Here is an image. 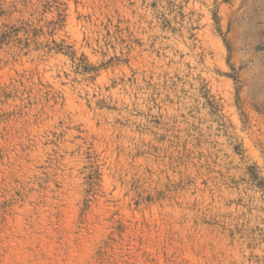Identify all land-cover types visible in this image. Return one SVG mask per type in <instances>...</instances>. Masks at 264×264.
I'll list each match as a JSON object with an SVG mask.
<instances>
[{"label":"rangeland","instance_id":"obj_1","mask_svg":"<svg viewBox=\"0 0 264 264\" xmlns=\"http://www.w3.org/2000/svg\"><path fill=\"white\" fill-rule=\"evenodd\" d=\"M0 264H264V0H0Z\"/></svg>","mask_w":264,"mask_h":264}]
</instances>
